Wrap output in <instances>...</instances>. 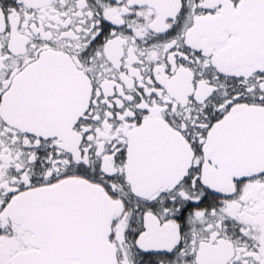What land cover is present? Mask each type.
I'll return each mask as SVG.
<instances>
[{"label":"snow or ice","instance_id":"obj_1","mask_svg":"<svg viewBox=\"0 0 264 264\" xmlns=\"http://www.w3.org/2000/svg\"><path fill=\"white\" fill-rule=\"evenodd\" d=\"M0 264H264V0H0Z\"/></svg>","mask_w":264,"mask_h":264}]
</instances>
